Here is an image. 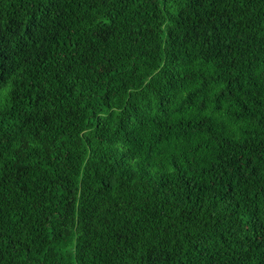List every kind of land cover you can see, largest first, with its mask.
Here are the masks:
<instances>
[{
	"label": "trees",
	"instance_id": "obj_1",
	"mask_svg": "<svg viewBox=\"0 0 264 264\" xmlns=\"http://www.w3.org/2000/svg\"><path fill=\"white\" fill-rule=\"evenodd\" d=\"M0 264H264V0H0Z\"/></svg>",
	"mask_w": 264,
	"mask_h": 264
}]
</instances>
